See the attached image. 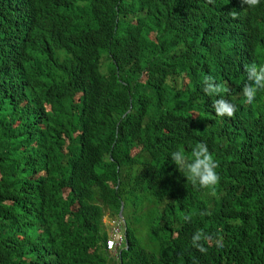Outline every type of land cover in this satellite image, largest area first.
<instances>
[{
  "label": "trees",
  "instance_id": "16d2710c",
  "mask_svg": "<svg viewBox=\"0 0 264 264\" xmlns=\"http://www.w3.org/2000/svg\"><path fill=\"white\" fill-rule=\"evenodd\" d=\"M0 264H264V0H0Z\"/></svg>",
  "mask_w": 264,
  "mask_h": 264
},
{
  "label": "rangeland",
  "instance_id": "374dc122",
  "mask_svg": "<svg viewBox=\"0 0 264 264\" xmlns=\"http://www.w3.org/2000/svg\"><path fill=\"white\" fill-rule=\"evenodd\" d=\"M140 213L141 212H139V211H134L132 209H129L128 217L130 219H134V216L138 215ZM121 219H123V218H121ZM121 219L119 218V220H116L114 218H111L107 213L103 216V220L107 223V225L109 227L108 228L109 236L116 235V234H114L112 232V229L115 228L116 226L118 227L117 222L119 223V227H120V231L119 232L123 233V225H124V223L122 224V220ZM131 224L135 227L136 232H137L138 236L140 237V239H142V241L145 243L147 241L146 225L140 223L139 221L138 222L132 221ZM110 252L112 254H114V255L117 253L116 249H112V250H110Z\"/></svg>",
  "mask_w": 264,
  "mask_h": 264
},
{
  "label": "built area",
  "instance_id": "2783aa9c",
  "mask_svg": "<svg viewBox=\"0 0 264 264\" xmlns=\"http://www.w3.org/2000/svg\"><path fill=\"white\" fill-rule=\"evenodd\" d=\"M119 220V218L117 219ZM118 224V227L116 226L115 228L112 229V232L116 235L113 236V239H110L108 240V247L109 248H113L116 244V240H117V243L121 241V234H120V227H119V223L117 222Z\"/></svg>",
  "mask_w": 264,
  "mask_h": 264
},
{
  "label": "clouds",
  "instance_id": "9594fccd",
  "mask_svg": "<svg viewBox=\"0 0 264 264\" xmlns=\"http://www.w3.org/2000/svg\"><path fill=\"white\" fill-rule=\"evenodd\" d=\"M119 218L121 219V218H123V217H120V216H119ZM120 234H121V236H122V237H121V241L117 243V240H116V244H115V246H114L113 248H109V247H108V240L113 239V236H114V235H113V236L111 235V236H109V237L107 238L106 243H107V248H108L109 250L116 249L117 252L119 251L118 248L120 247L121 242H122V240H124V236H125V235H124V231H123V233H120Z\"/></svg>",
  "mask_w": 264,
  "mask_h": 264
},
{
  "label": "water",
  "instance_id": "95a60500",
  "mask_svg": "<svg viewBox=\"0 0 264 264\" xmlns=\"http://www.w3.org/2000/svg\"><path fill=\"white\" fill-rule=\"evenodd\" d=\"M122 209H123V204H121V207H120V210H119V216L120 217H123V215H122Z\"/></svg>",
  "mask_w": 264,
  "mask_h": 264
}]
</instances>
